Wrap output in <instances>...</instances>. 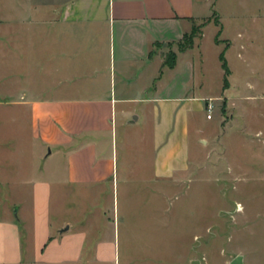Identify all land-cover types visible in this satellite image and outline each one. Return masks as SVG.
Returning a JSON list of instances; mask_svg holds the SVG:
<instances>
[{
	"label": "crops",
	"instance_id": "crops-1",
	"mask_svg": "<svg viewBox=\"0 0 264 264\" xmlns=\"http://www.w3.org/2000/svg\"><path fill=\"white\" fill-rule=\"evenodd\" d=\"M28 3L0 18V86L8 85L3 96L0 88V99L29 110L30 135L50 149L41 158L52 160L42 170L47 181L35 185L40 191L33 203L30 239L22 236L23 220L20 227L0 216V264L102 263L108 257L98 253L103 243L111 253L112 240L91 242L90 230L71 232L67 222L52 232L48 181L99 190L98 197L107 189L114 195L115 189L139 188L149 192V203L154 197L166 198L170 190L194 182L198 160L190 153V134L196 132L198 145L208 142L197 120L199 115L213 120L206 118V105L215 108L216 101H223L229 109L235 99L264 100V93L239 97L230 82L216 96L194 93L202 85L195 82L192 53L197 49L201 65L197 40L212 15L219 23L215 11L207 15L212 0ZM197 27L192 46L181 49L185 36ZM170 54L175 56L172 67L165 65ZM2 69L7 80L1 78ZM118 128L121 147L136 148L120 166ZM17 178L19 188H25L26 177ZM101 205L96 208L98 220L106 227L115 219ZM111 214L116 215L114 209Z\"/></svg>",
	"mask_w": 264,
	"mask_h": 264
},
{
	"label": "rangeland",
	"instance_id": "rangeland-1",
	"mask_svg": "<svg viewBox=\"0 0 264 264\" xmlns=\"http://www.w3.org/2000/svg\"><path fill=\"white\" fill-rule=\"evenodd\" d=\"M212 1L207 15L215 11L219 23L212 15L197 40L201 65L197 49L192 53L195 82L202 85L194 93L220 94L225 77L221 53L231 71L227 82L239 97L264 93V0ZM26 4L28 0H0V18ZM232 41L236 46H230ZM1 78H8L3 69ZM250 86L257 90L250 92ZM0 88L2 96L7 94V81ZM215 103L212 121L197 117L208 142L198 145L196 132L190 134V153L198 160L191 186L170 190L166 198L154 197L149 203L151 195L139 188L115 189L114 195L107 189L106 195L98 197L95 191L99 190L61 187L49 180L52 232L56 234L67 222L71 232L90 230L91 242L112 240L111 253L105 243L98 253L108 260L88 264H230L237 256L243 264H264V100L238 98L229 109L223 101ZM27 120L28 109L0 99V179L4 181H0V216L18 225L23 220L26 241L36 191H40L35 185L47 181L43 171L52 160L41 158L50 149L32 139ZM257 132L261 134L256 136ZM116 140L120 166L136 148L121 147L120 128ZM18 175L26 177L25 188H19V178L14 180ZM100 204L109 210L108 218L115 219L107 221L106 227L105 221L98 220Z\"/></svg>",
	"mask_w": 264,
	"mask_h": 264
},
{
	"label": "trees",
	"instance_id": "trees-1",
	"mask_svg": "<svg viewBox=\"0 0 264 264\" xmlns=\"http://www.w3.org/2000/svg\"><path fill=\"white\" fill-rule=\"evenodd\" d=\"M197 33H198V30L196 28H194L193 31H192V33L190 35L185 36L183 43L180 44V48L181 49H185L187 47H191L192 46V43H193V39H194V37H195V35ZM183 44H184V46H183ZM219 59H220V62H221V67L224 70V74H225V77H224V87H225L227 85L226 76L229 74V71H228L227 64L225 62L224 54L223 53L220 54ZM174 60H175L174 54L168 55L166 57V60H165V65H167L169 67H172L174 65Z\"/></svg>",
	"mask_w": 264,
	"mask_h": 264
},
{
	"label": "built area",
	"instance_id": "built-area-1",
	"mask_svg": "<svg viewBox=\"0 0 264 264\" xmlns=\"http://www.w3.org/2000/svg\"><path fill=\"white\" fill-rule=\"evenodd\" d=\"M213 110H214L213 105L209 102L206 105V107H205V111L207 113V115H206V118L207 119H210L211 118V115H212Z\"/></svg>",
	"mask_w": 264,
	"mask_h": 264
},
{
	"label": "water",
	"instance_id": "water-1",
	"mask_svg": "<svg viewBox=\"0 0 264 264\" xmlns=\"http://www.w3.org/2000/svg\"><path fill=\"white\" fill-rule=\"evenodd\" d=\"M65 230H67V227L64 228V230H62V231H65ZM230 264H243V263H242V257H241V256H237L236 258H234V259L230 262Z\"/></svg>",
	"mask_w": 264,
	"mask_h": 264
}]
</instances>
